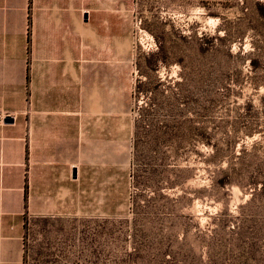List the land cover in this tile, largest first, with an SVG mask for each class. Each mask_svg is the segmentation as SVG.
Instances as JSON below:
<instances>
[{
    "label": "rangeland",
    "instance_id": "rangeland-1",
    "mask_svg": "<svg viewBox=\"0 0 264 264\" xmlns=\"http://www.w3.org/2000/svg\"><path fill=\"white\" fill-rule=\"evenodd\" d=\"M74 1L92 15L79 181L67 217L28 223L24 264H264V84L247 64L201 79L226 57L196 50L264 49L244 16L264 0Z\"/></svg>",
    "mask_w": 264,
    "mask_h": 264
},
{
    "label": "crops",
    "instance_id": "crops-1",
    "mask_svg": "<svg viewBox=\"0 0 264 264\" xmlns=\"http://www.w3.org/2000/svg\"><path fill=\"white\" fill-rule=\"evenodd\" d=\"M91 21L74 0H0V102L17 115L0 126V264H24L32 218L70 213V146L84 136L71 87L84 85Z\"/></svg>",
    "mask_w": 264,
    "mask_h": 264
},
{
    "label": "trees",
    "instance_id": "trees-1",
    "mask_svg": "<svg viewBox=\"0 0 264 264\" xmlns=\"http://www.w3.org/2000/svg\"><path fill=\"white\" fill-rule=\"evenodd\" d=\"M244 9L247 10L248 8L246 7ZM244 16H257L258 18L264 20V1L257 3V9H248L247 12L244 13ZM228 37L229 35L226 33L225 36L223 38H219V40H227ZM216 38L217 36L209 37L208 35H204L198 41L196 46L197 53L206 60L208 58L216 60L221 57H226V60L213 64L212 71L207 69L201 70L199 73V77L201 79H211L215 76L228 74L230 68L233 66L241 67L247 64L249 71L255 74V76H257V78L264 84V49L260 50L253 46L250 50L245 52L243 47L240 46L236 51H234L231 45L223 49L215 43ZM162 50L163 48L160 47L156 54L159 55L162 53ZM248 60L249 62L247 63ZM221 184H225V181L222 180ZM129 257L130 259H135L136 254L132 253Z\"/></svg>",
    "mask_w": 264,
    "mask_h": 264
},
{
    "label": "built area",
    "instance_id": "built-area-1",
    "mask_svg": "<svg viewBox=\"0 0 264 264\" xmlns=\"http://www.w3.org/2000/svg\"><path fill=\"white\" fill-rule=\"evenodd\" d=\"M17 115L15 113L3 110L0 102V126L6 124L7 119L16 120Z\"/></svg>",
    "mask_w": 264,
    "mask_h": 264
},
{
    "label": "water",
    "instance_id": "water-1",
    "mask_svg": "<svg viewBox=\"0 0 264 264\" xmlns=\"http://www.w3.org/2000/svg\"><path fill=\"white\" fill-rule=\"evenodd\" d=\"M87 19H88V15H87ZM7 123H13V120L12 119H7L6 120ZM76 175V174H75Z\"/></svg>",
    "mask_w": 264,
    "mask_h": 264
}]
</instances>
